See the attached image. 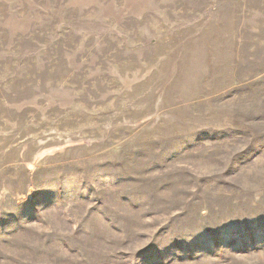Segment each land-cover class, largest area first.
Segmentation results:
<instances>
[{
  "label": "rangeland",
  "instance_id": "obj_1",
  "mask_svg": "<svg viewBox=\"0 0 264 264\" xmlns=\"http://www.w3.org/2000/svg\"><path fill=\"white\" fill-rule=\"evenodd\" d=\"M0 264H264V0H0Z\"/></svg>",
  "mask_w": 264,
  "mask_h": 264
}]
</instances>
